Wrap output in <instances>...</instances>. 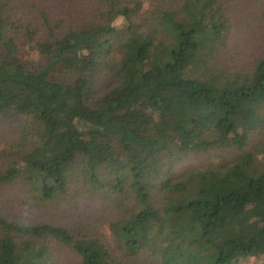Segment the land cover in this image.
I'll return each instance as SVG.
<instances>
[{
  "label": "trees",
  "instance_id": "1",
  "mask_svg": "<svg viewBox=\"0 0 264 264\" xmlns=\"http://www.w3.org/2000/svg\"><path fill=\"white\" fill-rule=\"evenodd\" d=\"M74 1L80 22L54 18L40 0H0V118L37 123L31 147L0 169V191L20 182L30 204L54 208L75 181H112L119 201L134 202L110 224L122 256L95 234L0 208V264H58L52 242L82 264H259L264 143L246 147L264 128V57L242 73L218 65L225 0ZM23 37L42 65L22 59ZM174 149L241 153L174 179L162 171Z\"/></svg>",
  "mask_w": 264,
  "mask_h": 264
},
{
  "label": "rangeland",
  "instance_id": "2",
  "mask_svg": "<svg viewBox=\"0 0 264 264\" xmlns=\"http://www.w3.org/2000/svg\"><path fill=\"white\" fill-rule=\"evenodd\" d=\"M145 1L144 8L152 4L151 0ZM40 2L42 5L46 4L51 9L53 17L58 20L68 18L72 19L70 22H80L81 17L84 16V13L80 15L79 8L75 6L77 2L74 0H40ZM225 6L229 27L223 39L221 51L216 56V62L220 63L218 65H221L225 71L246 72L253 68L256 60L264 57V0H225ZM35 13L40 15L38 11ZM68 13L70 15L66 16ZM115 24L123 31L121 17L116 19ZM66 26H70V24L67 23ZM20 46L21 56L25 62L33 66H40L44 63V58L39 53L34 41L23 37ZM108 81V76L101 78L96 84L98 93L106 91L111 86ZM34 122L30 117L18 115H7L0 118V169L7 167V162L15 161L19 154L18 151L24 153L31 147L30 142L36 136L33 127L37 123ZM261 143H264V128L251 134L246 151L259 147ZM15 149L17 151L13 154ZM240 153L238 150L214 149L180 153L174 149L171 157L174 162L166 163L162 171L166 175L172 173L174 179L181 178L196 169L222 168L230 164ZM260 162H264L261 155ZM77 182L72 183L71 193L68 194V197L54 208L30 204L33 203L30 198L31 194L19 182L0 191V208L8 216L26 221L47 219L56 224L74 228L77 233L95 234L121 257L122 254L118 250L116 239L110 230V224L122 209L124 212L132 209L134 202L125 198L119 201L115 194L108 190L112 185V181L110 182L108 179H106L104 190L91 188L89 182L82 185ZM52 212L54 213L53 217L50 215ZM52 246H61L57 249L58 264H82L81 257L69 247H62L63 245L54 242H52ZM146 257L147 255L141 256L140 261L148 260ZM258 262L264 264L263 259H259Z\"/></svg>",
  "mask_w": 264,
  "mask_h": 264
}]
</instances>
